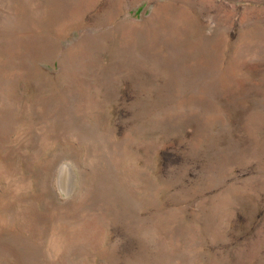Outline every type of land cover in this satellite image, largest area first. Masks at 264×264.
<instances>
[{
    "label": "rangeland",
    "instance_id": "374dc122",
    "mask_svg": "<svg viewBox=\"0 0 264 264\" xmlns=\"http://www.w3.org/2000/svg\"><path fill=\"white\" fill-rule=\"evenodd\" d=\"M0 264H264V0H0Z\"/></svg>",
    "mask_w": 264,
    "mask_h": 264
}]
</instances>
